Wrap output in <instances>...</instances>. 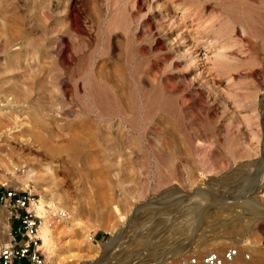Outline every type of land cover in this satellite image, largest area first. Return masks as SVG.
Masks as SVG:
<instances>
[{"label":"rangeland","instance_id":"374dc122","mask_svg":"<svg viewBox=\"0 0 264 264\" xmlns=\"http://www.w3.org/2000/svg\"><path fill=\"white\" fill-rule=\"evenodd\" d=\"M133 1L0 0V187L52 211L50 264L264 260V0Z\"/></svg>","mask_w":264,"mask_h":264},{"label":"built area","instance_id":"2783aa9c","mask_svg":"<svg viewBox=\"0 0 264 264\" xmlns=\"http://www.w3.org/2000/svg\"><path fill=\"white\" fill-rule=\"evenodd\" d=\"M26 186L18 190L12 185L3 184L0 187V205L10 207L8 215L9 243L0 247V264H50L41 250V238L38 229L42 222V216L37 213L34 200L35 192ZM15 233L23 237L18 242ZM95 240V234L91 235ZM236 247H228L226 250H203L190 253L173 261H165L161 264H249L250 253L245 252L237 256Z\"/></svg>","mask_w":264,"mask_h":264},{"label":"bare ground","instance_id":"6f19581e","mask_svg":"<svg viewBox=\"0 0 264 264\" xmlns=\"http://www.w3.org/2000/svg\"><path fill=\"white\" fill-rule=\"evenodd\" d=\"M143 1V0H142ZM134 2V6H135V9H136V11H137V9H140V4H142L141 3V0H134L133 1ZM133 6V7H134ZM131 10L133 11V8H131ZM130 12V11H129ZM132 13V12H131ZM134 13L135 12H133L132 14L134 15ZM70 16H71V20H72V24L76 27L77 26V15L74 13V12H70ZM132 17V16H131ZM138 24V23H137ZM153 26V24H152V22H150V21H147V22H143V23H141L140 24V30H144V29H146L147 31H151V27ZM135 28V27H134ZM137 28H138V26H137ZM142 32V31H141ZM181 39H183V36H180L176 41H179V40H181ZM63 42V44H64V47H63V50H66V48H67V43H66V41H62ZM170 52H164L163 53V55L162 56H159L158 57V60L159 59H162V58H165V59H168V58H170V54H169ZM6 99V98H5ZM1 100V99H0ZM3 100V99H2ZM6 100H8V99H6ZM4 101V100H3ZM9 102H11L10 100H9ZM12 103V102H11ZM4 104V103H3ZM1 105V104H0ZM7 105H8V102H7ZM4 107V106H3ZM261 111H262V114L264 115V96L262 97V99H261ZM24 109H25V107H23ZM23 110V109H22ZM263 124H264V122H263ZM18 128V127H17ZM15 129H16V127H15ZM11 131V130H10ZM6 132V131H5ZM2 134V133H1ZM6 136H8V134L6 133ZM10 136V135H9ZM7 138V137H6ZM8 139H9V137H8ZM23 144H25V146L26 147H28L29 149H32L33 147H34V144L32 143V142H30V141H27L26 143L24 142ZM263 162V161H262ZM203 165H204V167H205V170H210L211 169V167L206 163V161H204V163H203ZM249 166V165H248ZM249 169V168H248ZM29 173H30V171H29ZM15 186H18V184L16 183L15 184ZM31 190H33L32 189V187L30 188ZM248 196V195H247ZM211 197V196H210ZM212 197H213V195H212ZM37 200V198L34 200V202ZM215 201V200H214ZM43 200L41 199V200H39L38 202H35V208H36V211H37V213L38 214H40V216H42V222H41V224H40V226H39V229H38V232H39V235L41 236V238H42V240H43V244H44V246L46 247V248H48V247H50V245H51V242H50V236H51V234H52V232L54 231V228H56V226H55V224L52 222V220H51V215H52V211H51V213L50 212H48L45 208H44V206H43ZM219 202V201H218ZM223 202V201H222ZM45 203V202H44ZM47 203V202H46ZM191 203V202H190ZM192 203H195V202H192ZM221 203V202H220ZM188 205V204H187ZM192 206V205H191ZM2 207V208H1ZM150 209V208H149ZM159 211V209L158 208H153L152 210H148L147 211V213L149 214V213H155V211ZM0 247H1V245H3V244H6V243H9V240H10V235H9V232H8V228H9V222H8V215H9V212H10V207H8V206H5V205H0ZM53 213H57L58 214V216H57V218H62V219H64V217H63V215L61 214V211L57 208V207H55L54 208V211H53ZM206 213V212H205ZM56 214V215H57ZM76 218H73V219H71L70 218V220H68V222H72V224H71V228L70 227H62L61 226V228L62 229H66V230H68V231H71V232H73V234H74V237H75V243L78 245V246H80V244H79V241L80 240H78L79 239V237H80V232L81 231H84L85 230V228L84 227H82L81 226V223L80 222H75L76 220H75ZM67 222V221H66ZM67 222V223H68ZM2 225H3V230L1 229L2 228ZM84 234V233H83ZM118 234V233H117ZM115 235V234H111V236L109 237V239L108 240H106V241H104V242H102L101 243V246L104 248V249H110L111 248V246L114 244V242H115V240L117 239V237H118V235ZM89 240H92L91 239V235L89 236ZM215 241V240H214ZM81 242V241H80ZM213 243V241H211V244ZM225 243V242H224ZM42 244V241H41V243H40V245ZM111 250V249H110ZM109 250V251H110ZM224 250V249H223ZM238 250V253H237V256H240V251H239V249H237ZM255 252H256V250H255ZM178 252H176V251H172V252H170V253H168V256L166 255V256H164L163 258H161V260H159V262L158 263H156L155 261H157V259H155V261H154V263H156V264H161V263H163V262H165V261H168V260H170V261H173V260H175V259H177V258H179L181 255H175V254H177ZM253 253H254V251H253ZM133 254V253H132ZM131 254V255H132ZM130 256V254H127L126 256ZM186 255V254H185ZM251 256V255H250ZM57 260V259H56ZM131 260V259H130ZM58 261H56L54 264H60L59 262L57 263ZM133 262V261H132ZM119 263H121V262H119ZM149 263V262H148ZM92 264V263H91ZM123 264H128V262H124ZM133 264V263H132ZM134 264H137V261H135L134 262ZM143 264H146L145 262L143 263ZM249 264H264V260H262V258L260 259V258H258V257H256V256H252V258H250V260H249Z\"/></svg>","mask_w":264,"mask_h":264}]
</instances>
